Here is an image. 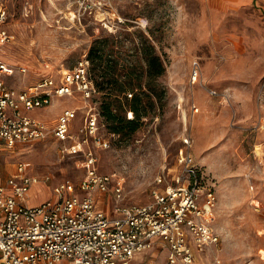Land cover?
Here are the masks:
<instances>
[{
    "label": "rangeland",
    "instance_id": "374dc122",
    "mask_svg": "<svg viewBox=\"0 0 264 264\" xmlns=\"http://www.w3.org/2000/svg\"><path fill=\"white\" fill-rule=\"evenodd\" d=\"M6 5L0 32L8 31L10 39L0 37V59L15 67L10 84L24 88L73 67L99 39L113 49L121 79L132 78L134 87L127 92H143L147 114L136 130L113 132L101 114L100 132L111 145L95 146L98 168L121 178L123 198L99 194V206L111 212L116 203L149 201L153 189L167 184L157 185L160 174L171 182L179 173L189 139L218 196L213 224L221 241L199 263H215L220 254L227 264H264V0H9ZM147 43L166 66L155 79L146 74ZM93 73L101 79L99 68ZM108 97L97 93L92 103L101 112V100ZM84 104L79 93L63 95L31 113L52 127L64 108H77V136ZM114 106L129 117L125 92ZM62 146L52 135L12 147L0 143L1 180L21 160L28 173L51 177L34 186L27 202L50 198L62 179L78 185L86 173L84 157L64 153Z\"/></svg>",
    "mask_w": 264,
    "mask_h": 264
},
{
    "label": "built area",
    "instance_id": "2783aa9c",
    "mask_svg": "<svg viewBox=\"0 0 264 264\" xmlns=\"http://www.w3.org/2000/svg\"><path fill=\"white\" fill-rule=\"evenodd\" d=\"M7 1L0 0V23L7 17ZM0 37L4 41L10 34L2 29ZM14 71L0 59V143L12 147L52 135L64 153L83 155L86 173L78 185L56 182L53 195L35 204L27 202L33 186L48 182L50 175L28 173L20 160L8 178L0 177V252L6 264H194L198 252L219 245L221 234L213 224L218 196L191 153L189 139L171 182L160 174L157 185L167 184L153 189L149 201L116 203L107 212L99 206V194L113 192L119 201L123 181L98 168L95 146L107 148L111 142L100 132L101 112L92 103L98 90L87 54L73 67L24 88L9 83ZM76 93L85 102L77 136V108H64L52 127L30 112ZM154 251L164 252L162 263H146L144 255ZM214 262L227 264L220 254Z\"/></svg>",
    "mask_w": 264,
    "mask_h": 264
},
{
    "label": "trees",
    "instance_id": "16d2710c",
    "mask_svg": "<svg viewBox=\"0 0 264 264\" xmlns=\"http://www.w3.org/2000/svg\"><path fill=\"white\" fill-rule=\"evenodd\" d=\"M145 60L147 63L146 74L148 78L155 79L164 73L166 66L163 62L161 55L156 50L152 43H147L143 50ZM88 58L90 60V72L94 80L98 93L109 94V97L102 99L101 114L110 125V130L113 132H122L124 130L134 131L136 130L146 113V103L144 104V96L142 91L132 92V96H129L127 92L128 86L134 87L132 84V78L121 79L122 73L117 72L118 62L114 61L113 49L106 45H101L100 40L97 39L90 47L88 52ZM95 68L101 70V79L97 78L93 73ZM144 86V84L142 85ZM148 88H151L149 85ZM135 89V88H134ZM143 89V88H142ZM144 90V89H143ZM125 92L129 99V110L133 112L132 117H126L121 115L114 106L115 101H119L120 93Z\"/></svg>",
    "mask_w": 264,
    "mask_h": 264
},
{
    "label": "crops",
    "instance_id": "0c3cea01",
    "mask_svg": "<svg viewBox=\"0 0 264 264\" xmlns=\"http://www.w3.org/2000/svg\"><path fill=\"white\" fill-rule=\"evenodd\" d=\"M46 106H47V105H46ZM43 107H45V106H43ZM37 108H41V107H37ZM37 108L32 109L30 112H32L33 110H36ZM39 116H41V115H39ZM77 117H78V116H77ZM44 184H45V183H44ZM34 186H35V185H34ZM34 186H33L32 190H31L29 196L34 192ZM29 196H28V198H27V201H28V199H29ZM41 201H43V200H38V201H36V202H29V203H30V204H35V203H38V202H41ZM207 253H208V251H201V252H198L194 264H205V263H199V262H200L201 260H203L204 257L207 256ZM161 257L163 258V261H164V254H163V252L161 253V252H159V251L150 252V253L144 255V259H145L146 263H162V262H158L159 258H161ZM1 259H2V258H1V252H0V260H1ZM212 264H213V263H212Z\"/></svg>",
    "mask_w": 264,
    "mask_h": 264
},
{
    "label": "water",
    "instance_id": "95a60500",
    "mask_svg": "<svg viewBox=\"0 0 264 264\" xmlns=\"http://www.w3.org/2000/svg\"><path fill=\"white\" fill-rule=\"evenodd\" d=\"M0 264H6L5 260L4 259H1L0 260Z\"/></svg>",
    "mask_w": 264,
    "mask_h": 264
},
{
    "label": "bare ground",
    "instance_id": "6f19581e",
    "mask_svg": "<svg viewBox=\"0 0 264 264\" xmlns=\"http://www.w3.org/2000/svg\"><path fill=\"white\" fill-rule=\"evenodd\" d=\"M261 252L263 253V256L262 257L264 258V249H262Z\"/></svg>",
    "mask_w": 264,
    "mask_h": 264
}]
</instances>
